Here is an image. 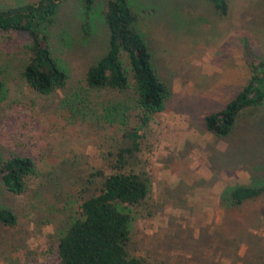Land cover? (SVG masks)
Masks as SVG:
<instances>
[{
    "label": "rangeland",
    "instance_id": "374dc122",
    "mask_svg": "<svg viewBox=\"0 0 264 264\" xmlns=\"http://www.w3.org/2000/svg\"><path fill=\"white\" fill-rule=\"evenodd\" d=\"M37 1L0 0V11ZM105 2L85 11L81 0H56L47 42L67 80L49 94L20 75L27 33L0 31V154L28 155L37 169L21 193L0 180V206L15 215L13 225L0 224V264H58L60 235L126 144L124 126L101 117L104 100L125 96L84 81L107 46ZM127 2L169 88L123 169L149 182L131 206L128 254L150 264H264V192L237 206L220 201L226 186L264 182V100L242 109L225 136L202 121L245 84L247 54L264 64V0H226L224 15L207 0Z\"/></svg>",
    "mask_w": 264,
    "mask_h": 264
},
{
    "label": "trees",
    "instance_id": "16d2710c",
    "mask_svg": "<svg viewBox=\"0 0 264 264\" xmlns=\"http://www.w3.org/2000/svg\"><path fill=\"white\" fill-rule=\"evenodd\" d=\"M207 1L217 13H226V0ZM81 2L86 11L93 0ZM56 7V0H39L0 11V31L20 30L29 36L24 45L28 56L20 75L41 94L62 88L67 80L66 71L47 42L46 28L53 21ZM103 18L107 46L101 57L86 68L84 81L90 89L125 96L119 101L104 100L101 117L105 122L124 126L126 144L115 152L114 172L97 173L102 175L100 186L80 203L78 216L60 235L56 244L58 264H150L126 250L131 233V206L145 197L149 182L140 173L123 169L128 158L139 150L141 130L163 109L169 88L154 71L145 41L133 25L135 16L127 0H106ZM246 63L250 75L245 84L222 108L202 116L205 129L216 136L230 133L242 109L260 105L264 100V64L249 54ZM2 88L0 80V94ZM131 119L133 125L129 124ZM36 174V165L28 155L11 154L3 158L0 154V180L8 191L21 193L26 179ZM263 192L264 182L233 184L221 191L220 201L226 206H237ZM14 222V213L0 206V224L10 226Z\"/></svg>",
    "mask_w": 264,
    "mask_h": 264
}]
</instances>
